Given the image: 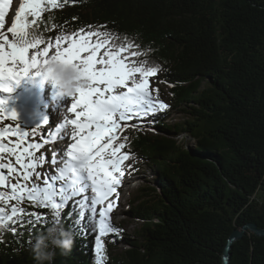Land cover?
Masks as SVG:
<instances>
[{
	"label": "trees",
	"instance_id": "16d2710c",
	"mask_svg": "<svg viewBox=\"0 0 264 264\" xmlns=\"http://www.w3.org/2000/svg\"><path fill=\"white\" fill-rule=\"evenodd\" d=\"M56 4L45 3L38 18H28L29 31L42 40L30 52L82 30L108 33L100 56L105 50L119 51L126 63L155 67L149 75L158 81L155 91L168 87L171 101L141 118L145 127L115 133L113 147L124 144L117 155L128 156L123 172L145 167L152 180L139 188L125 213L141 222L132 238L120 224L102 238L104 264H223L235 230L248 224L264 229V0ZM174 111L185 119L170 124ZM33 128L32 136L42 131ZM179 135L185 142L175 140ZM6 189L0 192L7 195ZM93 195L87 191L65 202L60 220L74 233L75 243L66 255L56 250L52 264H95L98 233L92 231L90 199L84 200ZM15 208L19 212L0 227V264H36L30 241L51 221L50 209L29 199ZM32 212L48 222L29 224L35 222ZM118 244L126 248L114 253ZM229 263L264 264V236L246 232L233 243Z\"/></svg>",
	"mask_w": 264,
	"mask_h": 264
},
{
	"label": "snow or ice",
	"instance_id": "6c2138e0",
	"mask_svg": "<svg viewBox=\"0 0 264 264\" xmlns=\"http://www.w3.org/2000/svg\"><path fill=\"white\" fill-rule=\"evenodd\" d=\"M45 3L51 4L52 7L57 6L56 0H22L15 12L11 27L7 29L12 38L9 39L3 31H0V79L18 82L20 78L33 74L38 66L46 63L47 58L51 56L63 63L77 65L82 77L87 81V86L77 89V94L73 97L74 102L68 109L76 117L67 121L74 128L71 137L73 142L67 144L66 151L63 147L49 150L50 164L54 166L55 174L50 170L36 171L38 166L45 163V156L34 155L33 150H40L44 145L29 143L27 147L21 149L25 142L24 138L29 133L19 124L16 128L0 129V140L8 135H16L19 138L16 147L13 148H6L0 143V153L7 151L16 154L17 150L21 149V153L15 156L16 163L24 169L23 180L32 181L31 187L27 184L22 187L18 184L11 185L12 195L7 198L19 200L26 195L30 201L40 207L50 209L52 216L58 215L60 218L65 202L70 197L79 196L90 189L94 195L85 196L84 200L90 199L92 231L98 233L95 235V264H104L105 244L102 238L117 232L109 222V214L114 204L109 197L116 193L121 185V178L125 175L121 162L128 159L127 155H117L124 144L113 147V141L117 139L115 133L120 128L119 122L134 116H147L155 112L157 107L165 109L167 105L154 101L149 92L147 77L157 71L155 67H137L134 63H126V58H122L119 51L105 50L102 56H98L100 49L105 48L109 43L108 33L82 30L72 36H58L55 45L50 43L42 50L30 53V49H38L42 40L29 31L31 23L28 18H38L45 10L43 7ZM8 8L9 0H0V29L4 27ZM94 37L95 42H93ZM64 40L68 41L66 47L61 46ZM52 47L55 51L50 55L49 48ZM4 90L10 89L5 86ZM3 103L0 101V105ZM5 117L17 120L15 111L8 112L0 107V118ZM34 133L35 128H33ZM47 143L48 141L45 140L44 144ZM24 156L28 158L26 163ZM4 168H7L9 173L16 171L11 164L0 163V185L5 183L2 171ZM40 180H43V188L36 183ZM55 181L63 182L58 189L54 186ZM5 195L0 192V202H3ZM105 202H108L106 207H104ZM78 203L81 207L84 206V201ZM97 205L101 207L97 209ZM3 211V208H0V213ZM12 213L13 215L17 213L15 207ZM30 215L35 217V222L28 221L33 226L48 222L46 217L35 212ZM68 215L71 216L72 212ZM79 215L83 217L84 212L81 211ZM8 219L11 220L12 217ZM75 223L79 224L80 220H76ZM3 226L4 217L0 215V227Z\"/></svg>",
	"mask_w": 264,
	"mask_h": 264
},
{
	"label": "rangeland",
	"instance_id": "374dc122",
	"mask_svg": "<svg viewBox=\"0 0 264 264\" xmlns=\"http://www.w3.org/2000/svg\"><path fill=\"white\" fill-rule=\"evenodd\" d=\"M20 1L21 0H9V8H8V10H9L8 16L9 17L7 18V21H6L7 25L2 30L4 33L6 32L5 34L8 36L9 39H11L12 36H11V33L7 32V29L9 27H11L12 20L15 19V12L19 8ZM53 53H54V50L51 49L49 51V54L51 55ZM98 56H100V53H98ZM29 75L33 76V74H31V73ZM34 77H35V75H34ZM147 78H148V81H149V92H150V95L153 97L154 101H158L160 103H164L166 105H168V104L170 105L171 101H170L169 96H168V87H161V89H162L161 92L162 93L157 94L156 91H155V88H154V86L158 82L157 79L154 80V79L150 78V76H148ZM1 80L2 79H0V81ZM50 88H51L50 92L52 93L54 88L52 86ZM68 100H69V102H71V104L74 102L73 98H71V99L68 98ZM56 102H58V101H56ZM71 104H69V103L66 104L67 111L71 107ZM15 105L17 106V104L10 105L8 103V104L0 105V107H3L4 109L6 107V109H8L7 111H9V110L11 111V110L15 109V108H13V106H15ZM29 105L32 106L33 105L32 102H31V104L29 103ZM58 105H60V103ZM34 108H35V106H34ZM62 109L65 110V108H62ZM36 112H37L36 114L39 116L38 111H36ZM69 117H71L73 119L76 118L75 114L73 112H71V115L68 116V117L65 115V113L62 112L56 117V121L55 122L46 121L49 125L48 126L45 125L43 127L44 129H42L41 134L39 135V137L38 138H28V136L25 137L24 138L25 142L22 144L21 149L23 147H27V145L29 143H40V144H43V142L45 140H47L46 138H48V139L50 138L49 137L50 133H51L50 131H53V130H50V126H53V124H51V123L59 124V122H66L65 120L70 121L71 118H69ZM141 118H143V117H135L134 116V117H132L129 120L120 121L119 122L120 123V128L131 127V126L137 127L138 125L142 126V127H145L147 123L145 122L144 119H141ZM184 119H185V117H184V115L182 113H177V112L174 111L169 117V122H170V124H172L173 121H178L179 122V121H183ZM38 121H39V117H38ZM18 124H19V126L22 129H25V131L27 133H29V128L27 127V125L25 123L14 121V120L8 119L6 117L5 118H0V129L16 128ZM69 125L72 128V125L70 123H69ZM149 132H151V131H149ZM64 134H67V132L65 131ZM18 139L19 138L16 135H8V136L4 137L2 140H0V143L4 144L6 146V148H13V147H16ZM63 139H65V137ZM187 139L189 140V142L191 144H194V141L190 140L189 138H187ZM175 140L177 142H185L186 139H185L184 136L181 137V135H179V136H177L175 138ZM67 141H68V139L67 140L65 139L64 143L65 142L67 143ZM68 143H69V141H68ZM50 146L51 147H49V148L51 150H54L57 147V143H55L54 145H50ZM46 148H47V146L44 145L40 150H33L34 155L45 156V163L43 165L38 166L37 169H36V171H38V172H43V171H46V170H50V168L54 169V166H52L50 164V159H51V157H50L51 156V152L49 151L50 149H46ZM21 149H18L16 154H20L21 153ZM16 154H10L7 151H5L3 153H0V163L5 164L4 161L8 160V161H11L14 164V166H16V167L12 166L13 168L16 169V171L12 172V173H9L7 168H4L2 170L7 175V179H11L10 187H8V185H7L8 190L6 188H3V189L7 190V195L5 196L3 202L2 203L0 202V208L3 207V210L5 209L6 211L8 210V212H9L8 216H6L4 211H3V213H0V215H2L4 217V222L8 219V217L14 216L13 213H12V209L15 207L16 203L17 204H21L24 200L28 199L26 195L23 198L19 199V200L15 199V198L8 199L7 197L12 195L11 185L18 184L19 186L22 187L25 184H27L29 187H31V184H32V181H27L26 182V181L23 180L24 169H22L20 167V165L16 163V159H15ZM27 160H28L27 156H24V162L25 163L27 162ZM121 164H122V162H121ZM141 169H142V171H140L139 169H137L139 171L132 170V168L125 169L124 173L127 174L128 176H130V178L127 177V176H125V177L123 176L124 177L123 178L124 179L123 183H125L129 179V185L127 187H125V184H123L122 188H121L122 189L121 193L118 196L113 197V199H112V196L109 197V200L114 202L113 210L109 214V222L114 227H116L119 224L122 225L123 226V230L125 232V236H127L128 238H132V236L135 234L136 230L141 225V222H139L138 220L133 219L131 217H127V215H125L126 212L131 211L129 202H130L131 199H133L136 196V194H137V192H138L140 187H142L144 185H149L148 182L150 180H152L150 172L145 167L141 168ZM34 179H35V177L33 176V180ZM50 182H52V181H50ZM36 183L40 184L39 187H41V188L44 187L43 180L36 181ZM54 186L57 189L60 187L59 185H57L55 183H54ZM118 188H120V187H118ZM118 188H117V190H118ZM126 188L129 189L128 192H125ZM87 191L91 192L90 189H88ZM107 203L108 202L105 203L104 207L107 206ZM97 207L100 208L101 206L97 205ZM18 212L19 211H17V213ZM117 247L118 248H116L113 251L114 253H118L121 250L126 248L123 244H118Z\"/></svg>",
	"mask_w": 264,
	"mask_h": 264
},
{
	"label": "clouds",
	"instance_id": "9594fccd",
	"mask_svg": "<svg viewBox=\"0 0 264 264\" xmlns=\"http://www.w3.org/2000/svg\"><path fill=\"white\" fill-rule=\"evenodd\" d=\"M33 75L38 76L41 83L51 84L59 98L71 99L77 94V89L87 86L77 65L63 63L51 56L38 66ZM74 243V233L63 226L58 215H53L51 221L33 236L29 251L36 264H52L56 250L66 255Z\"/></svg>",
	"mask_w": 264,
	"mask_h": 264
},
{
	"label": "bare ground",
	"instance_id": "6f19581e",
	"mask_svg": "<svg viewBox=\"0 0 264 264\" xmlns=\"http://www.w3.org/2000/svg\"><path fill=\"white\" fill-rule=\"evenodd\" d=\"M8 12H9V10L5 14L4 27L7 25L6 21H7V18L9 17ZM4 27H3V29H4ZM3 29H0V31H2ZM24 77H27L28 79L30 78V77H28V75H26ZM28 79H24V80H28ZM4 81H5L4 79L0 81V87H1V83H4ZM14 85H17V84H14ZM12 86H13V84H12ZM49 86L51 87L52 85L48 84V83H41L38 80H34V77H33V79L30 78L28 80V83L25 86H21L22 89H24L23 95L26 97V100L30 103L32 102V104L35 106V111H38V113H39V116L37 115V118L39 117V124L41 127H44L45 125L46 126L49 125L48 123H43L44 121L55 122L56 117L62 112L65 113V115L67 117L71 115V112L67 111V108H66V104L69 103L68 98L57 97V95L55 93V89H53V91L51 93L50 92L51 88ZM16 89L21 90L20 88H16ZM2 92L3 91L0 89V100H2L4 98ZM55 100L58 102H56ZM59 103H60V105H58ZM62 108H65V110ZM69 118H71V117H69ZM71 119H73V118H71ZM65 121L66 122H59V124L51 123V124H53V126H50V129H53V131H51L50 136H54L55 138L56 137L57 138H64V137L66 138L67 134H64L65 131H68L69 135H72L70 125H69V123H67V120H65ZM57 127H59V131H57ZM71 137L72 136L67 138L69 143L73 142V141H71ZM68 141H67V144H68ZM58 146L63 147L64 149H67V145H65L64 142L57 143V147ZM4 163L6 165L7 164L12 165L13 164L11 161H8V160H5ZM12 166H14V164ZM14 167H16V166H14Z\"/></svg>",
	"mask_w": 264,
	"mask_h": 264
},
{
	"label": "water",
	"instance_id": "95a60500",
	"mask_svg": "<svg viewBox=\"0 0 264 264\" xmlns=\"http://www.w3.org/2000/svg\"><path fill=\"white\" fill-rule=\"evenodd\" d=\"M13 108L15 109L11 111H15L17 114V120H14V121L23 122L29 128H33L37 126L36 117H35V113L33 112V110H31L29 107H26L24 105H17V106L15 105L13 106ZM5 110L7 111L8 109H5ZM11 111L9 110L8 112H11ZM3 174L5 176V183L4 185H0V188H7V185H8L7 175L4 173V171H3ZM246 232H250L256 236H264V229H259L254 224H248V225L243 226L239 230H235L226 242L224 252H223V264H230L229 259H230V251L232 249V245L235 241L240 240Z\"/></svg>",
	"mask_w": 264,
	"mask_h": 264
}]
</instances>
